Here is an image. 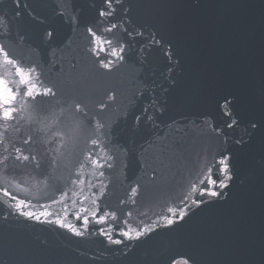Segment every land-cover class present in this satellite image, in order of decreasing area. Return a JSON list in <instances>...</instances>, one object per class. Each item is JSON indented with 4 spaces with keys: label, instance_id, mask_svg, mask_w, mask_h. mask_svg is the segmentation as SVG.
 Returning a JSON list of instances; mask_svg holds the SVG:
<instances>
[{
    "label": "water",
    "instance_id": "obj_1",
    "mask_svg": "<svg viewBox=\"0 0 264 264\" xmlns=\"http://www.w3.org/2000/svg\"><path fill=\"white\" fill-rule=\"evenodd\" d=\"M63 2L21 0L22 6L17 9L15 0H0V30H7L3 17H8L16 30L28 36L29 46L17 49L16 55L25 65L39 66L32 75L42 73L45 84L59 81L66 92L83 86L81 97L90 113L98 111L101 101L110 103L108 92L115 90L117 98L104 113V119L110 123L120 119L129 104L135 105L136 113L149 106L153 98L166 104L163 114H157L158 127L146 123L136 136L130 134L129 123L120 120L117 143L112 146L111 154L123 160L122 146L130 149L129 177L139 174L138 154L148 161L157 157L159 145L155 142L159 136L165 135L170 143L179 139L183 147L163 163L157 161L156 195L135 206L131 202L119 205V200L126 198V185L122 183L124 170L118 167L111 176V187L104 201L117 218L113 220L109 216L102 225L92 219L93 212L102 207L93 203L96 197L92 193L102 185L97 182L99 169L91 163L81 164L76 171L81 179L91 181L96 187H90L87 182L77 184L69 197L57 195L56 202L47 181L36 178L30 170H24L15 179L7 178L17 199L8 201L0 196L5 200L0 213L23 200L27 205L25 211L42 218L37 223L11 215L5 224H0V264H166L165 253L172 248L191 251L197 264H264V168L260 164L264 135L257 133L246 144L235 142L241 137L248 139L245 128L249 116L264 111V0H124V8L132 6V12L127 13L133 18L132 27L142 25L145 35L129 51L127 64L86 86L83 68L91 67L93 58L84 51L87 39L83 27L93 26L103 0H72L80 16L79 32L56 15L54 8ZM17 12L21 15L17 16ZM33 14L47 22L37 24ZM159 22L166 24L165 39L172 42L180 58L179 67L171 72L167 59L158 49L140 50ZM94 26L104 35H113L105 31L103 23ZM47 27L55 30L50 43L39 39ZM122 28L123 25L115 31L116 39L121 38ZM74 60L81 62L79 73L72 67ZM0 75L10 83L16 81L14 69L2 66V62ZM173 79L174 88L170 87ZM14 86H18V81ZM225 93L239 97L233 115L228 114L229 106L220 109L215 103ZM18 108L22 127L19 132L9 129L13 140L23 134L31 117L27 104ZM235 117L240 118V126L229 128L228 123ZM131 119L129 116L128 121ZM172 121L176 123L171 124ZM225 152L231 154L237 172L231 188L225 190L226 198L193 208L191 217L172 229L161 227L147 242L124 240L120 234L123 231L135 238L138 230L166 224L168 216L175 218L177 206L183 200L191 203L204 187V181L217 178V162ZM101 155L108 157L110 152L101 151ZM70 156L69 152L65 159ZM241 176L247 177L246 187L240 184ZM5 182L0 177V183ZM128 208L133 209L130 217L126 214ZM85 216L89 217L88 225L81 223ZM56 221L65 227H58ZM69 225L83 232V236L73 235ZM102 228L108 229L114 239L133 245L129 258L120 257L117 251L124 244L109 245L106 237L100 236L98 230ZM6 243L21 250L20 254L5 256Z\"/></svg>",
    "mask_w": 264,
    "mask_h": 264
},
{
    "label": "snow or ice",
    "instance_id": "obj_2",
    "mask_svg": "<svg viewBox=\"0 0 264 264\" xmlns=\"http://www.w3.org/2000/svg\"><path fill=\"white\" fill-rule=\"evenodd\" d=\"M120 3L121 7H114V4ZM124 0H103V6L97 9V15L93 26L85 25L83 33L87 39L84 51L92 59L91 67L83 68L85 76L84 86L90 82H95L100 77L110 76L113 72L118 71L121 67L128 63V53L133 45L141 40L144 35V27L137 25L132 27L133 18L127 13L132 12V6L123 7ZM17 9L21 8V0H15ZM27 7V5H24ZM58 17L66 20L77 31H81L80 16L72 3V0H64L63 4L54 8ZM123 12L124 15H118ZM17 16L21 13L17 12ZM112 17L111 20L106 18ZM33 20L37 24H45L47 21L43 17L32 15ZM7 22V30H0V62L2 66L10 67L15 71L18 86H14L16 81L9 82L0 75V177L6 180L0 183V196L7 198L8 201H15L17 198L13 194L10 182L7 178L15 179L24 170H30V173L40 180H46L47 186L53 193V202H56L57 195L60 197H69L74 192V186L83 185L86 182L90 187H96L91 181L80 178L76 169L81 164L91 163L99 169L97 182L102 185L101 188L93 192L96 197L94 204L101 205L96 212H93L92 219L97 224H105L106 218L111 216L115 220L116 212L110 207L104 205V201L108 197L111 187V176L113 172L122 167L124 175L122 183L126 185V198L119 200V205H126L131 202L135 206L140 201H146L156 195L158 170L157 161L163 163L165 159L178 153L183 145L178 139L175 142H168L165 135L157 138L159 145V153L157 157L148 161L141 159L142 154H138L140 159V171L135 177H129L127 174V160L131 155L130 149L123 145L124 158L111 154L112 146L117 143L115 140L116 130L120 120L129 123V132L132 136L138 135L146 123L157 126V114H163L166 110V104L160 103L159 100L153 98L149 106L142 108L139 113L135 112V105L129 104L115 123H110L104 119L106 109L111 107V103L115 102L117 93L115 90H109L108 100L106 104L101 101L98 105V111L90 113L88 105L81 97L83 86L72 87L67 92L64 90L63 83L57 81L45 84L43 74L33 76L34 72L39 69L38 65L24 63L23 59L16 55V50L22 47H28V36L23 32L16 30L8 17H3ZM75 20V23H73ZM95 23H103L107 33L113 35H104L95 28ZM122 28L121 38H115V31ZM167 26L164 22H159L149 35L147 41L141 44L140 50L150 52L153 48L158 49L167 59L170 67L169 72L179 67L180 58L176 55L174 45L170 40L165 39ZM55 30L51 27L43 29L39 39L42 42L50 43L54 38ZM115 39V43H113ZM145 52V56L147 55ZM73 69L78 73L82 71L80 61L74 60ZM27 69V71H25ZM176 81L170 82V87H175ZM167 91V89H164ZM141 96L144 92L140 93ZM154 95V94H153ZM135 98V97H134ZM239 97L233 93L221 94L215 101L218 108L223 109L229 106V115H233L236 106L239 103ZM27 104L31 112L30 123L27 125L23 134L17 140H13L9 134V129L19 132L22 125L20 124L21 116L18 106ZM131 116V121L128 117ZM52 122L51 124L49 122ZM172 121L171 124H175ZM240 118L235 117L229 123L228 127H239ZM171 124L169 127H171ZM245 131L248 139L241 137L235 142L237 144L248 143L257 133L264 135V111L260 113H252L247 119ZM62 143L57 146V142ZM101 151H108L110 155L104 157ZM71 153L69 159H65L68 153ZM232 156L225 152L221 154L218 160L217 178L204 181L202 187L197 193V198L191 203L183 200L181 205L177 206L175 218L171 216L165 217L166 224H159L155 228L149 227L138 230L135 238L129 235L128 231L120 234L124 240L131 241L135 239L138 242H147L154 232L161 227L172 229L174 225L184 221L186 217H191L193 208L199 209L206 204H211L215 200L226 198L233 181L237 177V172L231 163ZM261 167L264 168V156L260 160ZM222 177V178H221ZM227 180V183H225ZM107 181V182H106ZM242 187L247 185V177H240ZM210 186V187H209ZM211 197V200L204 199ZM87 198V197H86ZM5 204L4 199H0V206ZM186 205V207H185ZM27 205L20 200L13 206H9L5 213H0V224H5L11 215H20L28 220L41 222V216L35 215L33 212L25 211ZM127 216H132L133 209H127ZM45 215V214H42ZM79 220V217H77ZM48 222V221H45ZM82 225L89 224V217L85 216L81 221ZM60 228L65 226L56 221ZM73 235L82 237L83 232L72 229L68 226ZM87 231V229H84ZM119 231V229H117ZM100 236L106 237L109 245H121L124 247L118 249V253L122 258H129L133 253V245L120 239H114L109 234L108 229H99ZM19 249L10 248L7 243L4 246V255L10 253L20 254ZM95 258V257H93ZM166 264H197L195 255L191 251L172 248L165 253Z\"/></svg>",
    "mask_w": 264,
    "mask_h": 264
}]
</instances>
